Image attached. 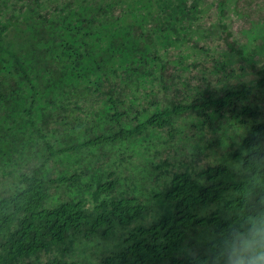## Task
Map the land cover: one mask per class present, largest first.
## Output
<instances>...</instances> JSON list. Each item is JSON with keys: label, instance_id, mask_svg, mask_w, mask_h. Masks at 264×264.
Segmentation results:
<instances>
[{"label": "trees", "instance_id": "obj_1", "mask_svg": "<svg viewBox=\"0 0 264 264\" xmlns=\"http://www.w3.org/2000/svg\"><path fill=\"white\" fill-rule=\"evenodd\" d=\"M251 1L0 0V264H238L264 242Z\"/></svg>", "mask_w": 264, "mask_h": 264}, {"label": "clouds", "instance_id": "obj_2", "mask_svg": "<svg viewBox=\"0 0 264 264\" xmlns=\"http://www.w3.org/2000/svg\"><path fill=\"white\" fill-rule=\"evenodd\" d=\"M238 264H264V242L255 238L244 245Z\"/></svg>", "mask_w": 264, "mask_h": 264}, {"label": "rangeland", "instance_id": "obj_3", "mask_svg": "<svg viewBox=\"0 0 264 264\" xmlns=\"http://www.w3.org/2000/svg\"><path fill=\"white\" fill-rule=\"evenodd\" d=\"M252 3H254V6H256V5H258L257 6V10L259 11V10H261L262 11V9H264V7L262 8L261 6H262V2H264V1H261V2H255V1H251ZM252 3H250V4H252ZM261 7V8H260ZM187 131H189V132H187V134H189V135H191V134H193V132H194V130L193 129H191V130H187ZM178 147V145H176L175 146V148H177ZM179 149V148H178ZM175 153V150L173 151V154ZM150 181V180H149ZM147 184H152V182H147ZM96 243V242H95ZM106 244V243H105ZM104 244V245H105ZM103 247V243L101 242L100 244H99V246L95 249V250H97V249H99V248H102ZM87 250H88V248H86ZM86 253V252H85ZM86 256V255H85ZM85 262H87V261H84L83 263L85 264Z\"/></svg>", "mask_w": 264, "mask_h": 264}]
</instances>
